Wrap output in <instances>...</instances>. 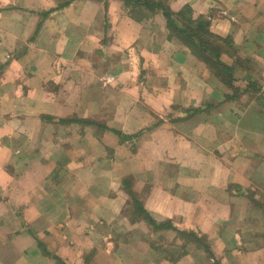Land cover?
I'll return each mask as SVG.
<instances>
[{"label": "crops", "instance_id": "1", "mask_svg": "<svg viewBox=\"0 0 264 264\" xmlns=\"http://www.w3.org/2000/svg\"><path fill=\"white\" fill-rule=\"evenodd\" d=\"M0 264H264V0H0Z\"/></svg>", "mask_w": 264, "mask_h": 264}, {"label": "trees", "instance_id": "2", "mask_svg": "<svg viewBox=\"0 0 264 264\" xmlns=\"http://www.w3.org/2000/svg\"><path fill=\"white\" fill-rule=\"evenodd\" d=\"M132 1V0H126ZM140 1V0H135ZM148 8L154 9L158 8L162 10L164 14L167 24L170 28L172 34H178V36L184 41L188 42L192 39V36L196 38L198 42H195L194 51L199 54L200 57L204 58L203 60L210 66L214 64L218 66V60H214L212 57L217 58L219 56V52L222 49L219 44L218 36H214L212 33L209 32L208 25L209 22L206 20L204 16H198L196 19L191 20L187 15L188 10L184 12L172 13L168 6L162 4L161 2H156L155 4L145 3ZM180 22L181 26L177 25L176 22ZM177 22V23H178ZM221 39V38H220ZM227 46L230 48V39L229 37L223 39ZM192 43V41H190ZM212 56V57H211ZM212 59H210V58ZM146 217L151 220L152 224L157 227H170V223H156L153 219H151L147 214ZM193 236V235H192ZM200 241L199 238L195 237Z\"/></svg>", "mask_w": 264, "mask_h": 264}]
</instances>
